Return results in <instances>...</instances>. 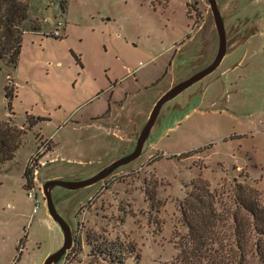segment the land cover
I'll return each mask as SVG.
<instances>
[{
  "label": "rangeland",
  "instance_id": "rangeland-1",
  "mask_svg": "<svg viewBox=\"0 0 264 264\" xmlns=\"http://www.w3.org/2000/svg\"><path fill=\"white\" fill-rule=\"evenodd\" d=\"M65 1L63 13L35 2L16 68L0 62V124L24 134L14 159L0 167V264H42L61 245L41 178L80 179L121 157L173 78L192 74L195 62L206 65L217 46L206 0ZM217 4L229 9L225 28L237 29L243 45L162 107L140 159L100 185L54 189L74 226L61 264H191L192 256L179 255L196 248L187 226L194 214L188 209L184 220L182 213L193 184L215 194L216 230L227 248L232 182L257 189L264 205V0ZM27 167L40 202L34 214ZM94 246L118 259L94 254Z\"/></svg>",
  "mask_w": 264,
  "mask_h": 264
},
{
  "label": "trees",
  "instance_id": "trees-1",
  "mask_svg": "<svg viewBox=\"0 0 264 264\" xmlns=\"http://www.w3.org/2000/svg\"><path fill=\"white\" fill-rule=\"evenodd\" d=\"M37 1H45L48 6H58L62 13L66 9L65 0H0V62L13 69L19 62L22 36L25 24L30 18V9ZM35 29L34 26L30 31ZM5 96L6 98L12 97L7 88ZM23 135L20 130L11 128L7 122L0 124V167L14 159L15 153L21 146ZM24 178L25 188L27 190L32 188L33 171L28 167L24 172ZM232 183L233 204L226 212L227 219L231 220V224L226 228V230H231L229 236L230 240L232 238L231 246L227 248L223 245V238L216 230L218 214L215 206V194L210 193L205 184H193L194 192L192 191L189 195L186 201L187 209L184 207L182 213L184 220L188 219L189 215H186L188 209L194 214L190 215L193 223H187V226L188 240L196 248L191 253L180 252L179 257L192 256V258L190 257L191 264H194V258L199 259L197 264H264V205L261 201V194L257 189L247 184L237 183L235 180ZM211 245L218 247L210 248L208 251L204 250ZM97 249L95 246L92 248L94 254H101L104 251L107 259H118L110 248L103 251ZM223 251L226 253L225 258L224 254L222 255Z\"/></svg>",
  "mask_w": 264,
  "mask_h": 264
},
{
  "label": "water",
  "instance_id": "water-1",
  "mask_svg": "<svg viewBox=\"0 0 264 264\" xmlns=\"http://www.w3.org/2000/svg\"><path fill=\"white\" fill-rule=\"evenodd\" d=\"M206 3L209 7L213 27L217 35V46L215 53L213 56H211V60H209L206 65L200 68H198L200 63L197 64L195 62L194 67L196 68L189 76L182 78V76L178 77L179 75H176L175 78H173L170 88L155 102L145 124L141 127L139 132L136 133V135L132 138L128 137L126 139V146L122 156L112 160L94 173H91L89 176L87 175L80 179L64 180L59 178H41V184L39 187L44 199L47 214L50 220L55 224V226H57L61 237L60 247L47 256L42 264H61L65 260L67 253L71 250L74 244V226L68 224L62 214L59 212L58 206L54 202L52 196L54 189L60 188L68 192H75L90 188L95 185H100L101 182L108 179L117 171L123 170L124 168L126 169L129 164L140 159L146 151V142L158 119L162 107L167 102L172 101L181 95L192 85L200 82L208 75L212 74L220 66L221 62L228 53L243 45L242 42L244 41V37H240L239 33L237 32L238 30L234 29V27H231L230 29L235 31L234 34L236 39L230 40V37L228 36V31L230 29L225 28L224 13H228L229 9L224 10L222 13L217 4V0H206ZM201 43H195L194 48L191 50L192 52L188 51L186 54L191 52V54L194 55V58L198 60L197 56L202 52ZM47 165H49L48 162L41 168L46 167ZM41 168L36 171V175L39 176V170Z\"/></svg>",
  "mask_w": 264,
  "mask_h": 264
},
{
  "label": "built area",
  "instance_id": "built-area-1",
  "mask_svg": "<svg viewBox=\"0 0 264 264\" xmlns=\"http://www.w3.org/2000/svg\"><path fill=\"white\" fill-rule=\"evenodd\" d=\"M34 188L32 187V188L28 189L29 193L27 194L28 198L33 200V210H32L33 214L37 211L38 207L40 206V203L38 202V200L36 198Z\"/></svg>",
  "mask_w": 264,
  "mask_h": 264
},
{
  "label": "crops",
  "instance_id": "crops-1",
  "mask_svg": "<svg viewBox=\"0 0 264 264\" xmlns=\"http://www.w3.org/2000/svg\"><path fill=\"white\" fill-rule=\"evenodd\" d=\"M187 11V10H186ZM38 200V199H37ZM39 202V201H38ZM40 203V202H39Z\"/></svg>",
  "mask_w": 264,
  "mask_h": 264
}]
</instances>
